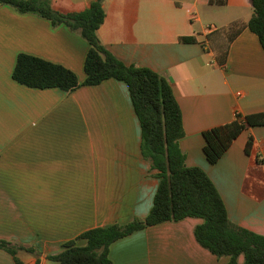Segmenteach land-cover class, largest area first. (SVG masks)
Returning a JSON list of instances; mask_svg holds the SVG:
<instances>
[{
    "label": "crops",
    "instance_id": "0c3cea01",
    "mask_svg": "<svg viewBox=\"0 0 264 264\" xmlns=\"http://www.w3.org/2000/svg\"><path fill=\"white\" fill-rule=\"evenodd\" d=\"M92 0H49L60 11ZM102 45L126 65L148 67L171 85L182 113L179 146L188 166L211 178L229 219L264 235V124L248 126L215 162L203 131L264 111V49L248 22L250 0H103ZM216 29L206 33L205 26ZM88 43L66 25L0 4V240L21 264L46 257L97 226L145 217L158 170L142 156L127 84L107 78L70 91L12 77L19 53L73 70L81 82ZM248 141L251 143L248 145ZM200 217L164 221L109 246L110 264H227L198 243ZM84 244L83 239L76 241ZM243 256L237 264H242ZM0 264H19L0 248Z\"/></svg>",
    "mask_w": 264,
    "mask_h": 264
},
{
    "label": "trees",
    "instance_id": "16d2710c",
    "mask_svg": "<svg viewBox=\"0 0 264 264\" xmlns=\"http://www.w3.org/2000/svg\"><path fill=\"white\" fill-rule=\"evenodd\" d=\"M250 1L253 14L248 27L264 49V0ZM102 3L103 0H92L83 10L64 12L55 9L49 0H0V4L10 5L18 12L36 13L52 26L64 24L88 43L83 61L85 78L81 82L70 68L24 52L17 55L12 77L29 87H57L64 91L98 84L107 78L124 81L140 123L142 156L158 170L159 183L145 217L89 228L46 258L58 264H110L109 246L117 239L147 226L191 216L203 219L194 228L198 243L217 257L228 256L227 264H237L240 255L242 264H264V235L233 223L208 174L201 167L186 164L179 146L184 136L182 113L170 83L148 67L124 64L102 45L97 35L104 18ZM262 124L264 111L243 119L236 114L235 119L206 129L202 133L206 159L215 163L242 130ZM78 239L85 243L78 244ZM0 248L10 252L19 264L18 249L39 255L35 249L4 240H0Z\"/></svg>",
    "mask_w": 264,
    "mask_h": 264
},
{
    "label": "built area",
    "instance_id": "2783aa9c",
    "mask_svg": "<svg viewBox=\"0 0 264 264\" xmlns=\"http://www.w3.org/2000/svg\"><path fill=\"white\" fill-rule=\"evenodd\" d=\"M215 29H216V26H215V25H207V26H205L204 31H205L206 33H209V32H211V31H213V30H215Z\"/></svg>",
    "mask_w": 264,
    "mask_h": 264
},
{
    "label": "rangeland",
    "instance_id": "374dc122",
    "mask_svg": "<svg viewBox=\"0 0 264 264\" xmlns=\"http://www.w3.org/2000/svg\"><path fill=\"white\" fill-rule=\"evenodd\" d=\"M53 264H58V263H56V262H53Z\"/></svg>",
    "mask_w": 264,
    "mask_h": 264
}]
</instances>
